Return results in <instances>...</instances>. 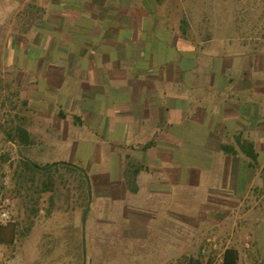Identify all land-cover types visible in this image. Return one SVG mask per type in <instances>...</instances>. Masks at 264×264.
Wrapping results in <instances>:
<instances>
[{
  "label": "crops",
  "instance_id": "obj_1",
  "mask_svg": "<svg viewBox=\"0 0 264 264\" xmlns=\"http://www.w3.org/2000/svg\"><path fill=\"white\" fill-rule=\"evenodd\" d=\"M165 1L0 0V135L87 175L90 228L121 231L124 264H201L236 231L237 264H264V39L182 33Z\"/></svg>",
  "mask_w": 264,
  "mask_h": 264
},
{
  "label": "rangeland",
  "instance_id": "obj_2",
  "mask_svg": "<svg viewBox=\"0 0 264 264\" xmlns=\"http://www.w3.org/2000/svg\"><path fill=\"white\" fill-rule=\"evenodd\" d=\"M165 3L176 5L178 19L184 17L196 31L210 30L228 36L239 32L264 39V0H166ZM0 149L6 155L5 160V155L0 158V171L14 200L16 228L23 232L32 216L27 210L30 204L23 197L25 190L16 192L14 170L25 154L1 135ZM55 181L50 216L46 217L45 212L50 193H42L40 210L32 219L30 231L25 236L17 235L11 245H0V264H124L131 249L124 246L120 230L108 235L102 233L104 229L90 228L88 202L79 189L76 174L60 168Z\"/></svg>",
  "mask_w": 264,
  "mask_h": 264
},
{
  "label": "trees",
  "instance_id": "obj_3",
  "mask_svg": "<svg viewBox=\"0 0 264 264\" xmlns=\"http://www.w3.org/2000/svg\"><path fill=\"white\" fill-rule=\"evenodd\" d=\"M158 3H161L164 0H155ZM188 29L187 20L183 17L181 19V32L185 33ZM5 140L8 142H14L18 147L22 148L26 143L30 141L27 139L25 131L18 127L14 126L11 129L3 130ZM21 149V150H22ZM20 150V151H21ZM247 154L254 158L252 151H248ZM6 159V155L3 157V160ZM58 167L65 168L66 170L72 172V166L66 163L58 164H46L39 165L35 162L26 159L25 156L21 155L18 160V164L14 170V181L16 186V192L19 193V190L24 189L25 194L24 198L27 199L30 206L27 208L29 215L32 216L29 220V224L25 227L24 231L19 232L17 230V224L11 223L6 226H0V245H11L16 236L21 234L25 236L31 229L33 225V218L39 212V199L42 193L49 194V208L46 209V217L51 213V209L54 203V192H55V174L58 170ZM78 171V170H77ZM79 178V189L84 192L85 190V180L83 178V172L78 171ZM135 175V173H133ZM237 252L233 249H228L224 255V264H237Z\"/></svg>",
  "mask_w": 264,
  "mask_h": 264
},
{
  "label": "built area",
  "instance_id": "obj_4",
  "mask_svg": "<svg viewBox=\"0 0 264 264\" xmlns=\"http://www.w3.org/2000/svg\"><path fill=\"white\" fill-rule=\"evenodd\" d=\"M5 155V150L0 149V158ZM10 162V160H8ZM258 204V201L256 202ZM234 219L237 218V212H233ZM15 223L14 220V200L8 192V182L2 177L0 171V226ZM235 236H240L241 245L248 249L251 244V238L248 234H241L236 231ZM235 236L226 234L224 236L212 233L208 235L203 242L200 250L201 264H224V255L226 250L233 249ZM165 264H178L177 262H167Z\"/></svg>",
  "mask_w": 264,
  "mask_h": 264
}]
</instances>
